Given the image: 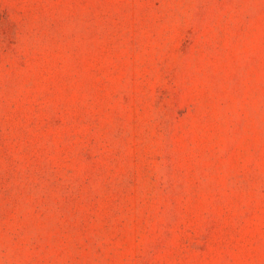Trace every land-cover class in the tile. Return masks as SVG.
I'll use <instances>...</instances> for the list:
<instances>
[{
  "label": "rangeland",
  "instance_id": "1",
  "mask_svg": "<svg viewBox=\"0 0 264 264\" xmlns=\"http://www.w3.org/2000/svg\"><path fill=\"white\" fill-rule=\"evenodd\" d=\"M0 264H264V0H0Z\"/></svg>",
  "mask_w": 264,
  "mask_h": 264
}]
</instances>
